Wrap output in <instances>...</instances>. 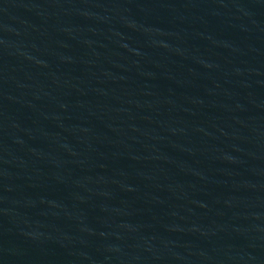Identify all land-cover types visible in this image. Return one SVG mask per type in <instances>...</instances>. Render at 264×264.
I'll list each match as a JSON object with an SVG mask.
<instances>
[{"label":"water","instance_id":"1","mask_svg":"<svg viewBox=\"0 0 264 264\" xmlns=\"http://www.w3.org/2000/svg\"><path fill=\"white\" fill-rule=\"evenodd\" d=\"M0 264H264V0H0Z\"/></svg>","mask_w":264,"mask_h":264}]
</instances>
